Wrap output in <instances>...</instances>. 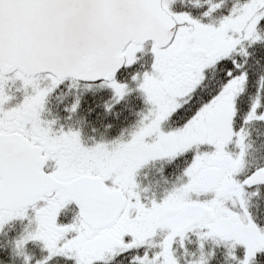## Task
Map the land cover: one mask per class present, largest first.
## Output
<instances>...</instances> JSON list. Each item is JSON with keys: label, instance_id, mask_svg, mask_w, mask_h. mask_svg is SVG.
<instances>
[{"label": "snow or ice", "instance_id": "obj_1", "mask_svg": "<svg viewBox=\"0 0 264 264\" xmlns=\"http://www.w3.org/2000/svg\"><path fill=\"white\" fill-rule=\"evenodd\" d=\"M254 143L264 0H0V264H264Z\"/></svg>", "mask_w": 264, "mask_h": 264}, {"label": "trees", "instance_id": "obj_2", "mask_svg": "<svg viewBox=\"0 0 264 264\" xmlns=\"http://www.w3.org/2000/svg\"><path fill=\"white\" fill-rule=\"evenodd\" d=\"M51 109L52 110L54 109L53 113H56L57 111L59 112V108L57 107V102L55 99L51 101ZM61 115L63 114L61 113ZM85 131L87 133V128H85ZM249 160L252 166L258 163H264V148H260L258 143H254L252 147L249 149ZM253 207L255 210V202H253ZM14 227L15 226H12L9 230H13Z\"/></svg>", "mask_w": 264, "mask_h": 264}, {"label": "rangeland", "instance_id": "obj_3", "mask_svg": "<svg viewBox=\"0 0 264 264\" xmlns=\"http://www.w3.org/2000/svg\"><path fill=\"white\" fill-rule=\"evenodd\" d=\"M17 96L19 95V94H16ZM16 101H13V103H15ZM49 107L51 108V103H50V105H49ZM52 110V109H51ZM54 110V109H53ZM52 110V111H53ZM59 111H60V109H59ZM58 112V111H57ZM62 113V112H61ZM60 113V114H61ZM63 114V113H62ZM86 132V131H85ZM248 163H249V165L250 166H252V164H251V162H250V160H249V155H248ZM256 165V164H255ZM254 166V165H253ZM158 167H160V164L159 163H157L156 165H153V166H151L149 169H146L145 170V172L147 173V176H148V179L149 180H152V181H154V180H156V179H158V177L155 175V169L156 168H158ZM144 178V174H142V176H141V179H143ZM12 227V225H10L9 226V229ZM15 229V227L13 228V230Z\"/></svg>", "mask_w": 264, "mask_h": 264}, {"label": "flooded vegetation", "instance_id": "obj_4", "mask_svg": "<svg viewBox=\"0 0 264 264\" xmlns=\"http://www.w3.org/2000/svg\"><path fill=\"white\" fill-rule=\"evenodd\" d=\"M125 115H127V113H125ZM109 119H112L111 117L109 118ZM122 119H123V117H122ZM132 120V117L131 116H128V121H131ZM128 121H125V122H128ZM118 124H119V122H117ZM10 232L12 231V230H9Z\"/></svg>", "mask_w": 264, "mask_h": 264}]
</instances>
